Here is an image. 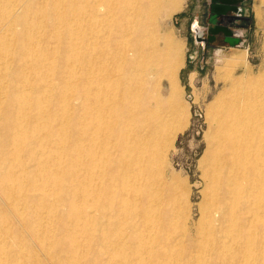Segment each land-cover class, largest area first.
<instances>
[{
	"label": "bare ground",
	"instance_id": "6f19581e",
	"mask_svg": "<svg viewBox=\"0 0 264 264\" xmlns=\"http://www.w3.org/2000/svg\"><path fill=\"white\" fill-rule=\"evenodd\" d=\"M178 1L0 0V264H264V80L245 52L206 106L197 222L164 171L190 111L155 26Z\"/></svg>",
	"mask_w": 264,
	"mask_h": 264
},
{
	"label": "rangeland",
	"instance_id": "374dc122",
	"mask_svg": "<svg viewBox=\"0 0 264 264\" xmlns=\"http://www.w3.org/2000/svg\"><path fill=\"white\" fill-rule=\"evenodd\" d=\"M165 1L169 3L172 0ZM192 2L179 0L175 7L168 4L167 8L159 11L155 26L161 37H165L177 50L180 61L177 77L182 90L179 98L190 110L187 126L177 133L167 152L164 171L167 176L176 175L178 185L188 186L190 213L194 222H197L204 197L199 160L206 148V106L222 90L225 75L221 69L223 63L236 54L245 52V65L251 69V76L262 77L264 80V0H248L247 40L244 46L219 44L204 49L193 42L192 31L189 29ZM242 73L243 68H240L233 76ZM166 86L163 80L160 94H166ZM85 209L90 211L89 207ZM101 254H105V251Z\"/></svg>",
	"mask_w": 264,
	"mask_h": 264
},
{
	"label": "flooded vegetation",
	"instance_id": "af4514ba",
	"mask_svg": "<svg viewBox=\"0 0 264 264\" xmlns=\"http://www.w3.org/2000/svg\"><path fill=\"white\" fill-rule=\"evenodd\" d=\"M248 0H193L189 29L202 49L211 45L244 46Z\"/></svg>",
	"mask_w": 264,
	"mask_h": 264
}]
</instances>
